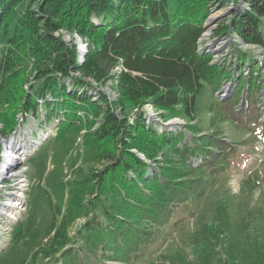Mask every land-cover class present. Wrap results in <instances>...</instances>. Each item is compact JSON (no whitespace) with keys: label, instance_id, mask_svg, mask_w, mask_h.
<instances>
[{"label":"trees","instance_id":"obj_1","mask_svg":"<svg viewBox=\"0 0 264 264\" xmlns=\"http://www.w3.org/2000/svg\"><path fill=\"white\" fill-rule=\"evenodd\" d=\"M25 2L0 0V107L6 109L0 112V160L3 140L19 125L35 121L39 135L29 133L39 141L56 126L87 122L88 140L105 165L90 178L97 188L90 199L95 212L78 231L90 264H136L178 205L215 184L194 183L198 168L217 179L224 157L219 136L187 134L201 97L214 99L223 81L236 76L226 57L212 62L211 50L198 45L204 19L216 5L234 9L212 36H235L229 51L241 59L236 70L256 67L247 86L257 88L264 64L237 47L252 44L264 54V0ZM60 29L72 42L56 34ZM75 32L87 44L82 54ZM246 77H240L244 85ZM108 82L119 91L116 99L102 87ZM146 100L183 115L188 129L149 120L141 105ZM194 158L201 164L195 166Z\"/></svg>","mask_w":264,"mask_h":264},{"label":"rangeland","instance_id":"obj_2","mask_svg":"<svg viewBox=\"0 0 264 264\" xmlns=\"http://www.w3.org/2000/svg\"><path fill=\"white\" fill-rule=\"evenodd\" d=\"M242 4L238 2L237 6ZM233 11L230 6H214L204 19L205 29L198 45L211 50L212 62H222L226 57L227 67L236 73L235 79H225L214 99L207 94L201 97L200 108L194 114L196 120H191L193 131H187L189 138L217 135L225 140L217 179L209 177L205 166L198 168L194 183L201 178L207 180L204 184H215L202 195L201 191L192 193L178 205L136 264H264V77L257 88L247 86L248 78L256 75V67L247 64L248 68L237 72L241 59L229 51L236 43L235 36H212ZM56 34L72 42L69 31L60 29ZM73 37L82 54L87 46L80 49L82 40L77 32ZM237 48L249 52L256 63L264 64L262 49L245 43ZM230 58L232 65L228 63ZM27 70L31 73V64ZM240 77H246L245 85ZM102 87L113 99L119 96L112 82ZM141 105L152 122H162L171 130L188 129L183 115L153 107L149 100ZM1 111L3 116L6 109L2 106ZM231 120H235L234 124ZM34 122L19 125L10 138L24 147L29 132L33 138L39 135ZM69 124L59 129L56 126L39 141L32 140L27 155H22L18 147H9L21 154L20 159L12 165L0 163L2 197H9L15 187H20L17 196L22 201L16 214L8 211L9 203L4 206L6 215H0V264H90L93 260L78 230L95 212L90 199L97 188L90 178L105 163L98 157L95 143L88 140V123ZM6 142L3 140V145ZM199 164L201 160L195 162V166ZM3 165H7L5 170ZM8 168H16L14 175L7 173Z\"/></svg>","mask_w":264,"mask_h":264},{"label":"bare ground","instance_id":"obj_3","mask_svg":"<svg viewBox=\"0 0 264 264\" xmlns=\"http://www.w3.org/2000/svg\"><path fill=\"white\" fill-rule=\"evenodd\" d=\"M14 143H15V141H14ZM16 144V143H15ZM17 145V144H16ZM19 148H20V150H23V146H19V145H17ZM3 163V162H2ZM5 164H8L7 162H5ZM1 166V165H0ZM3 167H4V170H5V168L7 167V165H3ZM24 170H26V169H24ZM20 189V188H19ZM19 191V190H18ZM11 193H13V194H15L16 195V192H15V190H12V192ZM2 195L3 194H1L0 193V197H1V200H0V215L3 217L4 215H6V213H7V211L5 210V208H4V206L7 204H9V201H8V197L7 196H4V197H2ZM21 196V195H20ZM16 200H20V198L19 199H15V201H13V202H11L10 204H9V206H8V211L9 212H11L10 214H16V213H14V212H16L17 210H18V208L17 207H15L14 205H16L18 202L16 201ZM21 205V204H20ZM17 216V215H16ZM11 218V217H10Z\"/></svg>","mask_w":264,"mask_h":264},{"label":"built area","instance_id":"obj_4","mask_svg":"<svg viewBox=\"0 0 264 264\" xmlns=\"http://www.w3.org/2000/svg\"><path fill=\"white\" fill-rule=\"evenodd\" d=\"M79 40L81 41L82 39L81 38H79ZM80 49H84L86 46H87V44L86 43H84L83 42V40H82V43H80ZM19 192V191H18Z\"/></svg>","mask_w":264,"mask_h":264}]
</instances>
